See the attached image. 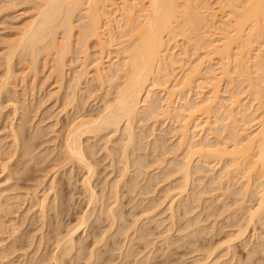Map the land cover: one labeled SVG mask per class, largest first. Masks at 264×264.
<instances>
[{
	"label": "rangeland",
	"instance_id": "374dc122",
	"mask_svg": "<svg viewBox=\"0 0 264 264\" xmlns=\"http://www.w3.org/2000/svg\"><path fill=\"white\" fill-rule=\"evenodd\" d=\"M215 1L217 0H209L210 6L212 5L211 8L213 7L216 10V7L218 9L217 4H220L221 2H219V0L217 1L219 3L216 4ZM36 10L37 7L32 0H0V252L3 253L2 250L8 251V253L4 251L6 257L2 255V258H0V264H52L53 261L50 262L49 260L50 256L54 253L56 254L62 244L65 246L67 245V247L72 246L71 243L68 245L69 242L67 244L64 241H61L64 240L65 233L70 229L72 230V226L78 222L77 220H79V216H85L84 213H86V218L84 217L83 222L84 224L81 225L82 227L79 225L80 227H78L80 229H77V232H74L73 246L69 252L71 255H66L68 258L66 256V258L64 257L63 264H193L194 261L198 260L204 261V264H264V216H262V219L260 217L248 224H246L247 219L245 218L246 210L256 206V190L259 189L256 188V185L259 183L257 176L250 173L252 178H249L251 181L253 180L252 187L250 189L251 191L248 194H245V192L243 193V188H240L242 183H244L245 178H238V176L232 174L233 177L230 181H226V177L219 174L221 166L223 167L225 163V159L222 162L218 161V163H216V161H213L210 163L212 165H207L205 163L197 162V158L195 157L192 162L193 167H191L190 171L196 174L194 176L191 172L187 183L188 188H184L185 190L180 192L181 194L178 193L181 188L183 189V187H181L182 175H179L177 173L178 171L176 172L173 170L171 172V170L172 168H177L174 164L180 165L183 161V155L187 150V147H184L185 145L181 144L183 147H180L178 143L180 142L178 139V126L180 122L176 121L178 122L176 124L175 121L166 119V121L164 120V123L161 117H158L157 119L156 117H153L155 118L153 119L150 116V110L144 111V113L142 111L139 118L137 117V123L135 121L133 124L135 125L133 128V134L135 133L134 138L136 140L139 138V140L136 141L133 138L134 142L132 141V144L127 147V152L128 150H131L128 153V157H130V159L128 158V163L130 164L131 162L132 166L127 163L129 169H127L128 171H125V173H127H124V175L122 173V171L124 172V158L121 157V153L119 152L120 150L122 151L120 146H122L121 143H123L121 140L123 126H121L120 131L117 132L118 135L116 132L115 135L113 131L103 130L102 133L99 132V134H97L98 136L95 135L96 138L94 135H87L84 137L86 138L84 140V146L89 147L91 146L90 143L92 144L91 147L93 149L91 147L89 148L92 150L90 157H92V155L93 157L89 160L91 161L95 172L93 173L91 180L93 190L95 187L94 191L96 195L97 193L99 195L96 197V202L94 199L92 204V200L89 199L90 201L88 203L87 200L89 198V193L85 188L83 189L81 182L84 175L87 174H85V170L81 168H78L77 170V168L74 167L72 174L68 173L70 169L69 164H66L68 167L66 165L62 167L64 162L62 161L61 152V150L63 151L61 148L63 144L62 135L64 136L69 123L76 121L80 116H85L86 113V116H91V114L93 116L98 113L104 100L112 98L111 96H113L116 87L115 84L109 83L107 85V83H105V87L107 88H103L102 90L98 82L96 83L95 79L91 80L92 77L90 75L93 73L92 64L94 63L90 61L94 60L97 56V52L94 51V49L96 50L95 46H92L89 49L91 54L93 52L95 53H93L90 56L91 58L89 57L87 61L88 67L91 65V68H88V72L91 74L89 73L86 77L87 79L84 78L81 80V84L77 87L81 90L76 89V96L78 98L76 97L77 99L75 101L77 107L75 102L72 103L76 108L74 106H68L70 104L66 103V98L69 97L70 91H72L71 86L73 88L74 85V81L72 82L73 79L71 77L73 75L72 72L80 68V65L78 64L79 62L76 60H82L79 58L81 57V54H78V50H75V48H73L72 58H70L72 60L69 59L67 63L68 66L66 68V73L68 74H65L64 79H62L65 82H59L60 78L52 76V67L48 63L50 62L52 64V61H49L45 54L40 53L39 55V60L36 62L34 69L37 70L36 73V71L31 70L34 67L32 68L28 55L24 53L22 56V51L20 54L18 53L19 51L16 52L13 56L11 62L12 75L10 74V79L9 77L6 78L5 75L7 72L5 70L6 62L4 57L8 51V45L5 43L9 42L12 38L15 39V36L20 33L23 27L26 26L34 16H36ZM223 10L226 11L225 8ZM220 11L221 10L216 13L218 17L222 14V11L219 13ZM79 16L80 15L75 17L76 24L77 21L79 23ZM58 37H60V34ZM177 40L178 44L182 41H179L180 39ZM258 43L259 42L257 41L256 43H253L255 45L257 44V47L252 45V48L255 47L257 50L258 46L264 48V45L261 46V44ZM189 49L187 55L188 58H192L190 61H193L196 57L190 56V53L195 52V50L191 47ZM257 50L255 49V51ZM263 50L261 51L262 53ZM196 51L198 52V50ZM198 53L201 52L199 51ZM193 55L195 54L193 53ZM43 56L47 58H43ZM44 59H48V61H45ZM23 60L27 61L23 62ZM28 63H30L29 65L31 69L28 67ZM76 64H78V66ZM104 64L107 63L104 62ZM49 72L50 75L52 74L51 77ZM234 76L235 75L231 77L233 78ZM7 79H9V81ZM226 80L227 79L223 78V82H221V89L223 91L225 90L224 92L221 90V95L227 98L230 91L233 90V92L235 91L236 93L237 91H240L238 87L240 85H238L236 79V81L233 79L231 82L232 85L230 86L229 84V89L231 88L230 91H226L227 89H225V87L223 88V86H226L224 85ZM117 81V83L114 82L116 85L121 81L120 78L117 79ZM60 83L62 84L60 85ZM235 84H237V88L234 86ZM104 89H106V91L110 90L108 91L110 96L108 94V96H105L106 92ZM242 92L244 94L242 93V96L237 95V97L240 96L239 99L244 97L245 99L243 98V100H245V103L246 101L247 103L249 101L248 105L253 99L252 103L253 106H255L256 99L254 100L252 95L248 96L247 90L246 92ZM228 102L229 100H223L224 105H228ZM252 103L250 105H252ZM65 104H67L66 107L63 106ZM64 107L67 110H64ZM148 114L149 116H147ZM213 114L214 116H212ZM219 114V112L211 113L210 122L212 129L210 130L211 133L209 132L210 135L208 134L211 138L208 136L209 138L206 139L208 141L205 140L204 143H215L216 137L220 140L225 138L227 145H230L228 149H230L234 142L231 140L232 138L228 136L230 132L229 129L225 128L224 131L222 130L224 133L220 131L219 128L223 127L225 121H221L222 119L220 116H222V114ZM201 117L199 118L201 119ZM145 118L151 119L147 120ZM213 118H218V121L216 122L217 126H215L216 124H213ZM173 122H175V124H173ZM219 124L222 126L220 127ZM208 126L210 125L208 124ZM251 129L254 130L253 128ZM15 130L19 131V133L20 131H23L20 133L21 136L19 134L20 137L17 136L18 134H15L18 133L17 131L15 132ZM196 130L197 133L194 135L195 138L198 137L197 135L200 132H198V129ZM13 131L15 133H12ZM108 132H111L110 134L114 133L115 136H112L113 134L109 135ZM206 132H208V130H206ZM13 134L19 137L17 140L18 142L16 143L14 140L16 137H14ZM155 134L156 138H154ZM199 134L201 137H204V135H201V132ZM235 138L239 139V136ZM105 141L107 142V145ZM154 141L156 142V145ZM26 142L28 143L26 144ZM132 148L135 154L133 153ZM21 153H24V155ZM12 154L14 156H12ZM137 156H139V158ZM9 158L10 160L8 161ZM58 158L60 160H58ZM155 158L158 159V162ZM151 164L154 166L151 167ZM4 165L6 167H4ZM59 165L61 167H59ZM210 166L214 169L212 170ZM248 170L252 171V169ZM242 171H240L241 175L245 173ZM210 173L211 175H209ZM247 173H249V171ZM219 175H222L221 179H219ZM170 176L172 177L170 178ZM209 178H217L219 181L215 180L216 182H213L212 180L211 182ZM220 180L222 183H218ZM115 183L119 184L120 208L117 209V214L119 215H117L118 219L116 218L117 221L115 220L116 222L113 223L111 217H108L110 214H108L109 212L107 211V208L113 204L112 201L114 197L112 196H114L113 186ZM218 184H221V188L218 187ZM171 185H174V187ZM177 186H179V189ZM168 188L171 189L168 190ZM44 196L47 197L46 206L48 207L43 211L39 205V200H42ZM55 199L57 203H55ZM102 199L104 201H102ZM168 203L173 207V210L177 208L174 212L172 211L174 213H172L173 221H171L170 210L168 211V207L170 206ZM100 209L103 210V212H101ZM147 213L148 215H146ZM243 215H245V217ZM112 223L114 225H112ZM109 226L113 228L110 229ZM67 227H70V229ZM238 229L245 232L242 231L243 235L240 231L243 237L237 235V233L239 234ZM97 235L100 237V240ZM166 236L169 238H166ZM74 241H76V243ZM58 243L59 246L56 247ZM144 245L148 248L146 249ZM55 248H58V250ZM6 258L8 260H6Z\"/></svg>",
	"mask_w": 264,
	"mask_h": 264
},
{
	"label": "bare ground",
	"instance_id": "6f19581e",
	"mask_svg": "<svg viewBox=\"0 0 264 264\" xmlns=\"http://www.w3.org/2000/svg\"><path fill=\"white\" fill-rule=\"evenodd\" d=\"M32 1L35 3L37 7L36 14H35L36 16H34L27 23V25L23 27L20 33L15 36V39L12 38L13 40L10 39L11 41L9 40V42L5 43L6 45H8V51L4 57L5 62H6L5 70L7 72V74L5 75L6 78L9 77L10 79V74L12 72L11 62H12L13 56L15 55L16 52L19 51L18 53L20 54V52L22 51L23 52L22 56L24 55V53L28 55L29 57L28 59L31 63V66L32 68L34 67L33 69H31L29 65L30 63H28V67L32 71L35 69V65H36V62L39 60L40 53L45 54V56L48 57L49 61L50 60L52 61V64L48 62L50 66L52 67L51 73L53 75L52 74L51 75L53 77L55 76L56 78L57 77L60 78L59 82L60 81L63 82L64 80L62 79H64L65 74H68L66 73L67 71L66 68L68 66L67 63L69 59L72 58L73 48H75V50L76 49L78 50L77 53L81 54L80 56L82 58L81 57L79 58L80 60L81 59L82 60L81 61L76 60L77 62H79L78 64L80 65V68L72 72L73 75L71 77L73 79L72 82L74 81L73 83L74 85H73V88L70 85L72 91H70L69 97L66 98L67 99L66 103L70 104L68 106L75 107L76 105L75 100L78 98L76 96V91H77L76 89H79L77 87L79 86V84H81V80H83L84 78L87 79L86 77L90 73L88 72L89 71L88 68L89 69L91 68L90 67L91 65L88 67L87 61L89 57L95 52H97V56L95 54L96 58L95 59L93 58L94 60L90 61L94 63L92 64L93 73L92 74L90 73L91 74L90 76L92 77L91 80L95 79L96 83L98 82L102 90L103 88H107L105 87L106 85L105 83H107V85L109 83L115 84V87H116L115 91L113 89L114 93H113V96H111L112 98L108 100L105 98L106 100H104L102 107L100 108L98 113H96L93 116L91 113H90L91 116L90 115L86 116L87 115L86 113L85 116H80L79 119L77 118L78 120L76 119V121H72L71 123H69V126L66 129L64 136L62 135L63 137L62 147L59 145L63 149V151L61 150L62 161H64L62 164V167L66 164H69L70 169L68 173H72V170L74 169V167H76L77 170L78 168L79 169L81 168L85 170V174L87 173L86 175H84V178H82L81 182L83 185V189L85 188L86 191L89 193V198L87 200L88 203L90 200H92V204H93L94 199L96 202V197L99 195L98 193L96 195L94 191L95 187L93 190V185H92V180H91L93 173L95 172L94 167L90 161L93 155L92 157H90V155L92 154V150L89 147H91L92 144L90 143L91 146L89 147L84 146L85 145L84 140L86 139L84 137L87 135L88 136L89 135L98 136L97 134H99V132L102 133L103 130L104 131L110 130V131H113L114 133L115 132L117 133L118 131H120L121 126H123L122 127L123 134L121 136V140L123 141V143H121L122 146H120L122 148V151L120 150L119 152L121 153V157L124 158V163H125V164L123 163L124 172L122 171L124 175L125 171H128L127 169H129L128 168L129 166H127L129 164L128 160L130 159V157H128V153L131 151V150L130 151L128 150L127 152V147L130 144H132V141L134 142V139H135L134 138L135 133L133 134L134 132L133 128L135 125L133 124L137 120V117L139 118L140 113L142 111L144 113V111L150 110L151 112L150 116L152 118L156 117L157 119L158 117H161L163 121L164 120L166 121V119H168V120H172L175 122L176 121L180 122L178 126L179 132L177 130L179 134L178 139L180 141L178 143L180 147L181 146L183 147V145H185L184 147L185 148L187 147V150H186L187 152L186 151L185 153L183 152L184 153L183 161L180 163V165H175L173 163L174 166L175 167L177 166L178 169L177 168L176 169L172 168V170L169 169L171 170V172L173 170L176 172L178 171L177 173L179 175H182L181 176L182 179L181 178L180 179L182 180L181 187H183V189L181 188L179 192L178 191L176 192L180 193L185 190L184 188H188L187 183L189 181V177L192 172L190 170H191V167H193L192 162L194 161L195 157L197 158V162L205 163L207 165H212L210 163H212L213 161L214 162L216 161V163H218V161L222 162L225 159L224 160L225 163L223 167L221 166L219 174H222L223 176H225L226 181H230V179L233 177L232 174H235L234 176H238V178H242V179L245 178L244 183L241 182L242 186L240 187V188H243V193L245 192V194H248L251 191L250 189L252 187L253 180L252 181L250 180V178H252L250 173H252L253 175L255 174L257 176L259 183L258 185H256L257 186L256 188H259V189L256 190V195H257L256 206L252 208H248L245 214L246 217L245 215L243 216L247 219L246 224L260 217L262 219V216H264V50H263L264 48L263 47L261 48L258 46V50H257V48L254 47L257 50L255 51V49L252 48L253 47L252 45H255L253 43H256V41L259 42L258 44H261V46L264 45V0H220V1L217 0L221 3L217 4L219 2L215 1V3L218 5V9L216 7V10L213 7H212L213 9L211 8L212 5L210 6L209 0H32ZM224 8L226 9V11L223 10ZM217 10L218 11L223 10L221 16L219 17L216 14L218 12ZM221 11L219 13H221ZM77 14L80 16L78 17L79 23L77 21V24H76L75 17L78 16ZM59 34H60V37H58ZM177 39H180L179 41L182 40L181 43L179 42L180 44H178ZM92 46H95L96 50L94 49L95 52L92 51L93 53L91 54L89 49ZM190 47L193 50H195V52H197L196 50H198V52L199 51L201 52V53L197 52L198 54L195 52L190 53V56L196 57L195 59L193 57L194 59L193 61H190L192 58L191 57L188 58V55H187L189 53L188 49ZM260 48L263 50V53L261 52L262 50ZM193 53L195 55H193ZM110 54L111 55L113 54V55L111 56ZM45 56H43V58H47ZM48 59L46 60L44 59V60L48 61ZM26 61L23 60V62H26ZM104 62L107 64H104ZM78 64L76 65L78 66ZM34 71H36L37 73V70H34ZM231 73H234V74H231ZM49 75H50V72H49ZM230 75L231 76L235 75V76L232 78ZM119 78L121 81L116 85V83L118 82L117 79ZM223 78L227 79L224 84L226 86H223V88L225 87V89H227L226 91H230L231 88L229 89V84L231 86L232 80L236 79L238 81V85H240L238 86L240 91H237L236 89L237 93L239 94H237L235 91L233 92L232 90L230 91L229 96L227 95V98L223 97L221 95L223 91L221 89L222 88L221 82H223ZM9 79L7 80L9 81ZM61 84L62 83H60V85ZM110 85H109V88H110ZM236 85L237 84H235L234 86ZM57 87H60V86H57ZM104 90L106 92L105 96H108L109 95L108 91L110 90L108 91H106V89ZM246 90H247L248 96L252 95L254 100L256 99L255 100L256 105L254 104L255 106H253V103H252L253 99L251 100L252 105H250L251 103L248 105L249 101L248 103L247 101L245 103L244 102L245 100H243L244 97L242 99H239L240 96L237 97V95L242 96V93H243L242 91L246 92ZM248 92L250 93V95ZM223 100H229L228 102L229 106L224 105ZM249 100H250V97H249ZM74 102H75V105L74 104L72 105V103ZM67 104L63 106L66 107ZM64 110H67V109L65 108ZM214 112L215 113L219 112L220 113L219 115L222 114V116H220L222 119L221 121L223 120L225 121L223 124V127H221L222 125L219 124V126L221 127L219 128L220 131L223 132L225 128L229 129L230 132L232 131L231 134L229 132V135H228L230 136V138H232L231 140H233L234 142L231 145L230 149H228L230 145H227L225 138L221 139L224 141H221L220 139H217V137L216 138L214 137L216 139L215 143H209V142L204 143L206 139H208L209 137L211 138V136H209L211 133L210 130L212 129L210 118H211V113H214ZM147 116H149V114ZM212 116H214V114ZM199 117H201V119ZM215 118H213L214 119L213 124H216L215 126H217L216 122L218 121L217 120L218 118L217 119ZM148 119H151V118H148ZM175 122H173V124H175ZM178 122H176V124ZM139 124H140V121H139ZM208 124L210 126H208ZM251 128H253L254 130H252ZM196 129H198V132L200 131L202 133L201 135H204V137H201L199 134L200 132H199L197 135L198 137H196L197 138L196 139L194 137V135H196L197 133ZM205 129L208 130V132H206ZM16 131L17 130H15V132ZM15 132L13 131L12 133H15ZM17 132L18 133H15V134L16 135L18 134L17 136H19V134L22 133L23 131L22 132L20 131V133L19 131ZM108 133L109 135L113 134L112 136L116 135V133L115 135L114 133L110 134L111 132H108ZM16 135H14V137H16V139L14 138L15 143L18 142L17 140L21 136V134L19 137H17ZM238 136H239V139L235 138ZM140 138H141V135H140ZM154 138H156V134ZM107 142H108V139H107ZM107 142H106V145H107ZM27 143L28 142H26V144ZM155 145H156V142H155ZM136 149H137V146H136ZM132 151H133V148H132ZM21 154L24 155V153H21ZM12 156L14 155L12 154ZM137 157L139 158V156ZM9 160L10 158L8 159V161ZM58 160L60 159L58 158ZM156 160L158 162V159ZM152 164H151V167L154 166ZM4 167L6 166L4 165ZM59 167L61 166L59 165ZM210 168L212 169L211 166ZM248 169H252V171ZM240 171L245 172L246 174L243 173L241 175ZM248 171L249 173H247ZM211 173L209 175H211ZM222 175L221 176L219 175L220 177L219 179L222 178ZM171 177L172 176H170V178ZM214 178H211V179L209 178V179L211 182L212 180L213 182L219 181L217 180V178L216 179ZM218 183H222L221 180ZM118 185L119 184L115 183L113 186L114 196L110 194L112 197H114L112 201L113 204L110 203L112 204V206H108L109 208H107V211L109 212L108 214H110V216L108 217H111L113 223L116 222L118 219L117 209L120 208L119 206V203H120L119 194L120 193L118 190ZM220 185L221 184H218V187L221 188ZM171 186L174 187V185H171ZM178 187L179 186H177V188ZM170 189L168 188V190ZM16 198H17V195H16ZM39 201H40L39 205L44 211L45 208L48 207L46 206L47 197L44 196L42 200L40 199ZM102 201L104 200L102 199ZM55 203H57L56 199H55ZM170 204L172 205L171 202ZM170 204L168 203V205ZM171 205L168 207V211L170 210L169 211L171 213L170 217L172 218V213L175 210H177V208L173 210L172 209L173 205L172 206ZM102 206H103V203H102ZM152 209H153V206H152ZM101 212H103V210H101ZM84 214L85 216L82 214H81L82 215L81 217L79 216V220H77L78 222L76 221L77 222L76 224L74 223L75 225L72 226V230L70 229V227H67L70 230L67 233H65L66 235L63 238L64 240H62L61 242L64 241L67 244L69 242L68 245H70L71 243V245L73 246L72 244L74 240L73 234L74 232H77V229H80L79 227L82 224H84L83 222H84V217L86 218V213ZM146 215H148V213ZM173 220L174 219L172 218L171 221ZM113 223L112 225H114ZM109 228L111 229L113 227L109 226ZM244 228H245V225H244ZM238 231H239V234L237 233V235L238 236L240 235L241 237L242 236L241 233L243 230L241 231L238 229ZM97 237L98 239L100 238L98 235ZM167 237L168 236H166V238ZM74 242L76 243V241ZM59 243L58 245H56V247L59 246ZM72 246L67 247V245L65 246L64 244H62L59 250L58 248H55L58 250V252H56V254L55 253L52 254L50 256V259L49 258L48 259L50 260V262L53 261L52 264H63L62 262L64 261V257L68 254L71 255L69 252ZM145 247L146 249L148 248L147 246ZM4 251L2 250L3 253L0 252V258H2V255L5 254ZM5 252L8 253V251H5ZM6 260L8 259L6 258ZM203 262L204 261L202 260L201 261L198 260V261H194L193 264H204Z\"/></svg>",
	"mask_w": 264,
	"mask_h": 264
}]
</instances>
